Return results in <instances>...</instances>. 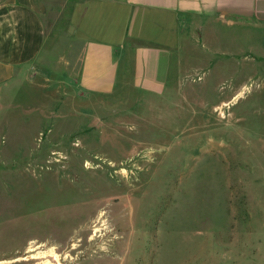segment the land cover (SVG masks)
<instances>
[{"label":"rangeland","instance_id":"374dc122","mask_svg":"<svg viewBox=\"0 0 264 264\" xmlns=\"http://www.w3.org/2000/svg\"><path fill=\"white\" fill-rule=\"evenodd\" d=\"M47 3L36 67L0 96V264H264L262 48L179 33L163 92L106 99L77 87L78 0Z\"/></svg>","mask_w":264,"mask_h":264},{"label":"crops","instance_id":"0c3cea01","mask_svg":"<svg viewBox=\"0 0 264 264\" xmlns=\"http://www.w3.org/2000/svg\"><path fill=\"white\" fill-rule=\"evenodd\" d=\"M48 8L47 0H0V96L17 89L36 67L46 42ZM73 16L84 39L77 87L106 99L116 95L125 78L137 91L163 92L160 58L170 61L179 33L193 35L198 44L211 34L221 41L213 53L227 60L245 56L256 64L259 48L264 56V0H78ZM149 33L174 41L163 46ZM253 77L262 80L264 72ZM12 104L0 102V110ZM254 133L264 136L259 129Z\"/></svg>","mask_w":264,"mask_h":264}]
</instances>
